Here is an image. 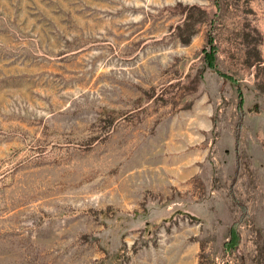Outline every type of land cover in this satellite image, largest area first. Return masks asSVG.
I'll use <instances>...</instances> for the list:
<instances>
[{
  "label": "rangeland",
  "instance_id": "obj_1",
  "mask_svg": "<svg viewBox=\"0 0 264 264\" xmlns=\"http://www.w3.org/2000/svg\"><path fill=\"white\" fill-rule=\"evenodd\" d=\"M0 264H264V0H0Z\"/></svg>",
  "mask_w": 264,
  "mask_h": 264
},
{
  "label": "trees",
  "instance_id": "obj_2",
  "mask_svg": "<svg viewBox=\"0 0 264 264\" xmlns=\"http://www.w3.org/2000/svg\"><path fill=\"white\" fill-rule=\"evenodd\" d=\"M211 49H205V54H206V60L208 62V65L212 68H215L222 76L232 79V77L229 74H226L225 72H222L221 70L218 69L217 63H216V57H215V51H216V46L211 42ZM238 223H235L232 227V233L231 236L229 238V240H227V242L225 243V249L226 250H232L233 248H235L238 243H239V233L236 231V226Z\"/></svg>",
  "mask_w": 264,
  "mask_h": 264
}]
</instances>
